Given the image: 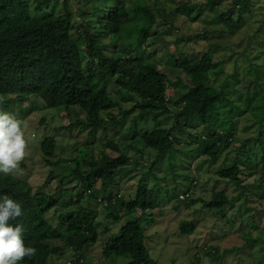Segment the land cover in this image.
I'll use <instances>...</instances> for the list:
<instances>
[{
  "label": "trees",
  "instance_id": "1",
  "mask_svg": "<svg viewBox=\"0 0 264 264\" xmlns=\"http://www.w3.org/2000/svg\"><path fill=\"white\" fill-rule=\"evenodd\" d=\"M108 2L109 0H63L62 3L55 4V0H0V110L8 112L13 103L23 105L30 102L32 97H36L45 106V109L40 110L44 115L40 118L41 125H46L49 117L55 120L56 126L52 127L51 123L44 130L48 135L44 136L40 144L44 164L50 168L47 184L55 178L56 170L51 167H55L53 158L61 143L58 135H66L67 131L76 129L95 136L101 128L106 132L115 125H123L126 118L136 111L140 112L130 123L125 138L121 137V144H116L113 140L105 143V146L119 153L118 157L113 158L104 153L99 163H96L95 159L92 160L94 164L89 170L82 172L80 165L74 168L70 177L79 181L77 188L83 192L78 194L76 208L68 213L67 220L61 210L60 221L68 225L64 231L55 230L46 219V215L58 204L53 195L44 191L47 184L43 183L35 191L29 182L22 181L12 174L0 175V196L7 195L15 199L23 210L22 215L10 223L20 226L25 245L37 250L33 257H26L21 264H54L51 262L52 256L65 249L74 252L75 259L72 264H85V250L98 242L97 230L100 222H97L90 206L80 203L84 191L88 192V198L103 193L102 204H105L108 216L113 217L117 223L127 217L115 236L110 248L111 254L130 258L128 264H153L146 247L147 236L140 221L141 216H135L139 211L144 215L154 208V203L147 196L144 179H140L138 194L133 200L121 201L114 196V191L118 186L119 177L123 174L122 168L138 165V161L133 160L129 152L124 151V146L130 141L129 146H126L128 150L138 151L140 157L144 158L145 149L159 157H168L174 153L180 140L175 135L177 123L170 129L145 130L144 125H140V120L147 122L153 117L155 123H160L159 117L171 115L170 112L173 111L176 113V122L184 121L186 129L201 126L200 133L189 134L191 144L197 147H191L184 154L189 157L193 154L206 157V160L212 163H216L225 150L233 148L237 141L232 131L236 114L252 115V122L260 130V136L256 140L263 142L262 85L258 84L253 94H244L242 106H236L234 112L231 109L233 102L228 99L224 83L216 87L213 82L221 70H212L207 74L193 73L190 78L184 74L179 81L187 87V92L181 95L179 103V94L175 98L168 97L167 94L169 87L174 83L152 63L157 61L155 53L145 49L148 41L158 34L159 26H164L163 29L171 34H176L180 32L175 25L179 18L194 23L207 14L214 15L218 23L228 29L223 30L222 34L230 45L231 37L227 33L233 34L230 32L239 30L246 22L242 11L248 10L253 0H234L233 10L227 15L219 10L224 5L223 0H190V3L196 5L195 8H192L191 4H175L172 0H155L151 5L136 3L133 7L120 0L113 6ZM129 25L133 27L134 32L123 36V31ZM110 35H114L115 39H110ZM184 35L178 34L177 44L206 39V34ZM122 41L126 47L117 48ZM251 41L252 38L248 37L242 53H235L246 54ZM153 45L148 44L147 47ZM139 52L143 56L131 58ZM171 58L175 59L173 56ZM199 61L201 59L188 53L175 63L178 68L187 70L193 66L197 68L199 65L196 63ZM111 80L121 88L118 91L121 102H136L120 119L112 112L120 102L113 99L107 89ZM137 95H140V102L136 100ZM177 105H180L179 108L172 110ZM73 110L78 111L76 121L67 127L60 126L55 118L61 113L70 115ZM102 113L107 114L108 120L102 118ZM185 128L180 130L184 131ZM137 139L142 140L143 147L135 145ZM238 154L235 152L234 159L226 160L219 167L217 174L220 180L217 183L224 181L233 185L241 189L243 195L248 188L244 181L257 175V171L252 167L248 170V167L241 163ZM262 161L263 171L257 181V187L262 194L261 200H264V154ZM188 179V176H184L173 186L170 193L162 197L169 201H179L180 194L176 189ZM193 188L192 183L187 186V196H181L183 201H180V204L190 197ZM193 203L195 200L191 199L185 202L187 205ZM230 204L228 196L220 192L214 194L205 206L211 210L225 212ZM195 230L193 223H183L181 226L183 235ZM244 232L245 245L254 247L258 243L261 244L259 264H264L262 233L254 237L251 232ZM51 240H56L62 245L54 247L50 244ZM214 250L220 251L218 248Z\"/></svg>",
  "mask_w": 264,
  "mask_h": 264
},
{
  "label": "rangeland",
  "instance_id": "2",
  "mask_svg": "<svg viewBox=\"0 0 264 264\" xmlns=\"http://www.w3.org/2000/svg\"><path fill=\"white\" fill-rule=\"evenodd\" d=\"M118 1L109 0L108 4L113 6ZM120 1L127 3L129 7H133L136 3L151 5L155 2V0ZM172 1L175 4H191L192 8L196 7L195 4L190 3V0ZM233 1L223 0L224 5L219 10L226 15L229 14V11L233 10ZM62 2L63 0H55V4ZM242 14L246 18V22L239 30L230 32L233 34L227 33L231 37L230 45L229 41L226 43V38L222 34L223 30L228 29L219 24L215 16L211 14L203 16L194 23L188 22L185 18H179L175 25L180 32H176V34H171L170 31L163 29L164 26H159L158 34L148 41L145 49L150 53H155L157 61L152 63L174 83L167 91L168 97L175 98L179 94L178 102L181 103V95L187 92V87L179 81V78L185 75L190 78L193 73L204 72L207 74L212 70L213 72L221 70L213 82L216 87L224 83L228 99L233 102L231 109L234 112L236 106H242L244 94L247 92L253 94L258 84L264 88V0H253L251 7L248 10L244 9ZM133 32V27L129 25L123 31V36H129ZM180 33L189 36L206 34V39L192 41L188 43L189 45L177 44L176 39ZM248 37L252 38L248 52L240 54ZM111 38L114 40L115 36L110 35ZM148 44L154 45L148 48ZM123 47L126 45L122 41L117 48ZM239 51L241 52L235 53ZM188 53L194 58L201 59L196 63L199 66L197 68L193 66L187 70L178 68L175 61ZM138 56H143V54L139 52L138 55L131 58L135 59ZM171 56L175 59H172ZM107 89L112 94L111 97L120 102V105L112 110L114 116L120 119L133 108L136 102H121L118 96V91L121 88L114 80L108 83ZM136 100L137 102L141 101L140 95H137ZM10 106L8 112L21 121L27 141L25 158L21 161L18 169L11 174L22 181L29 182L37 191L38 186L43 183L47 184L50 174V168L44 164L40 144L44 136L48 135V132H44V130L51 123L52 127L56 126V122L53 121V117H49L48 123L41 125L40 118L44 115L40 110L45 109V106L36 97H32L30 102L23 105L13 103ZM179 106H175L172 110H176ZM139 113L136 111L126 118L123 125H115L106 132L101 128L95 136H90L87 131L76 129L71 132L67 131L66 135H58L61 143L56 149L55 158H53L55 167H51L52 170H56L55 178L44 189L58 202L57 207L46 215V219L55 230L61 232L68 228L67 223L60 221L61 210L67 220L68 213L73 212L76 208L75 202L78 201V194L83 192L77 188L79 181L70 177L74 168L80 165L79 169L82 172L89 170L94 164L92 160L95 159V162L99 163L104 153L113 158L118 157L119 153L105 146V143L108 140H113L116 144H121V137L125 138L126 130ZM170 113L171 115L166 114L159 117L160 123H155L153 117L149 118L147 122L140 120L139 123L144 125L145 130L170 129L177 123L178 129L175 135L180 141L177 143L174 153L168 157H159L156 153L145 149L143 158L140 157L138 151L128 150L126 146H129L130 141L128 145L124 146V151L129 152V156L133 160L136 159L138 165H128L122 168L123 174L119 177L118 186L114 191L115 197L128 202L136 198L140 179H144L147 196L154 203V208L144 215L139 211L135 216H141L140 221L147 236L146 247L153 264H259L262 254L261 244L258 243L254 247L245 245L246 240L243 232H251L254 237H258V233L261 232V237L264 239V200H261L262 194L257 187V181L263 171L264 131L262 132L263 142L257 141L256 138L260 136V130L252 122V115L248 113L236 114L232 131L237 137V141L233 148L225 150L216 163H212L206 160V157L195 154L189 157L184 154L191 147H197L191 144L189 134L200 133L202 127L186 129L185 122H176L174 118L176 113L173 111ZM77 116L78 111L73 110L70 115L61 113L55 119L61 124L60 126L67 127L76 121ZM101 116L108 120L106 113H102ZM180 128L185 129L181 131ZM249 139L251 141L248 142ZM135 145L144 146L141 139H137ZM235 152L239 153L241 163L245 164L248 170L252 167L257 171V175L244 181V185H247L248 188L243 195L241 189L233 185L226 184L224 181L217 183L220 180L217 174L219 167L226 160L234 159ZM184 176H188L189 179L183 181L176 189L180 194L179 201L177 199L169 201L162 197L170 193L173 186L180 182ZM191 183L194 188L191 189L190 197L184 201L191 199L195 200V203L192 205H187L185 202L180 204V201H183L181 196H187L185 191ZM98 185L100 186V184ZM220 192L228 196L231 204L226 207L225 212L208 209L205 203L210 202L214 194ZM87 194L88 192L84 191L80 203L90 206L100 225L97 230L99 232L98 242L85 250V256H83L85 264H128L130 258L116 257L110 252L115 236L118 235L120 226L125 224L127 217L117 223L113 217L108 216L105 204H102L103 193L94 198H88ZM176 207L178 209H175ZM229 221H231L230 224ZM183 223L195 224L196 230L183 235L181 232ZM50 244L54 247L62 245L56 240H51ZM215 248L220 251L215 252ZM74 259V252L71 249H65L53 255L51 262L72 264Z\"/></svg>",
  "mask_w": 264,
  "mask_h": 264
},
{
  "label": "clouds",
  "instance_id": "3",
  "mask_svg": "<svg viewBox=\"0 0 264 264\" xmlns=\"http://www.w3.org/2000/svg\"><path fill=\"white\" fill-rule=\"evenodd\" d=\"M27 141L21 121L13 114L0 110V174H11L18 169L26 155ZM22 206L15 199L0 196V264H21L36 249L26 246L20 226L10 221L22 215Z\"/></svg>",
  "mask_w": 264,
  "mask_h": 264
}]
</instances>
